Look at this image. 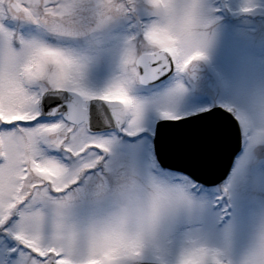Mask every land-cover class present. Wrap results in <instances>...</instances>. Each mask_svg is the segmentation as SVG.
<instances>
[{"label":"snow or ice","instance_id":"snow-or-ice-1","mask_svg":"<svg viewBox=\"0 0 264 264\" xmlns=\"http://www.w3.org/2000/svg\"><path fill=\"white\" fill-rule=\"evenodd\" d=\"M0 264H264V0H0Z\"/></svg>","mask_w":264,"mask_h":264}]
</instances>
